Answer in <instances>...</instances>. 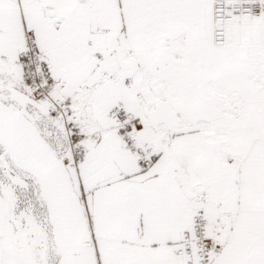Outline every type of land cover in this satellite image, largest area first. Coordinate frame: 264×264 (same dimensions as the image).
Returning <instances> with one entry per match:
<instances>
[{
  "label": "snow or ice",
  "instance_id": "obj_1",
  "mask_svg": "<svg viewBox=\"0 0 264 264\" xmlns=\"http://www.w3.org/2000/svg\"><path fill=\"white\" fill-rule=\"evenodd\" d=\"M0 264H264V0H0Z\"/></svg>",
  "mask_w": 264,
  "mask_h": 264
}]
</instances>
